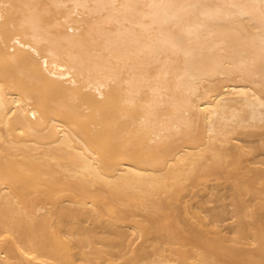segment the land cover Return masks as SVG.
<instances>
[{
    "label": "bare ground",
    "instance_id": "bare-ground-1",
    "mask_svg": "<svg viewBox=\"0 0 264 264\" xmlns=\"http://www.w3.org/2000/svg\"><path fill=\"white\" fill-rule=\"evenodd\" d=\"M0 264H264V0H0Z\"/></svg>",
    "mask_w": 264,
    "mask_h": 264
}]
</instances>
